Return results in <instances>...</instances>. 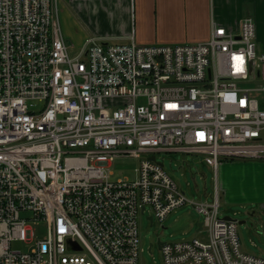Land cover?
I'll use <instances>...</instances> for the list:
<instances>
[{
  "label": "built area",
  "instance_id": "built-area-1",
  "mask_svg": "<svg viewBox=\"0 0 264 264\" xmlns=\"http://www.w3.org/2000/svg\"><path fill=\"white\" fill-rule=\"evenodd\" d=\"M59 0H0V264H139L138 218L188 202L208 240L162 243L164 264H264L220 215L226 159L264 160V52L251 17L185 45L90 38L70 55ZM195 154L211 200L194 203L157 162ZM152 156L156 161L151 160ZM138 160L116 178L117 158ZM47 236L34 242L33 226Z\"/></svg>",
  "mask_w": 264,
  "mask_h": 264
},
{
  "label": "crops",
  "instance_id": "crops-1",
  "mask_svg": "<svg viewBox=\"0 0 264 264\" xmlns=\"http://www.w3.org/2000/svg\"><path fill=\"white\" fill-rule=\"evenodd\" d=\"M70 5L89 37L83 41L69 33L65 39L81 48L90 38L109 44H129L131 37L139 45L205 42L213 22L236 32L242 20L251 17L256 25V48L264 52V0H70ZM219 183L227 208H243L251 217L264 214V160H223ZM239 214L234 211L235 216ZM247 222L237 220L240 225ZM241 248L249 254L247 246L241 243Z\"/></svg>",
  "mask_w": 264,
  "mask_h": 264
},
{
  "label": "rangeland",
  "instance_id": "rangeland-1",
  "mask_svg": "<svg viewBox=\"0 0 264 264\" xmlns=\"http://www.w3.org/2000/svg\"><path fill=\"white\" fill-rule=\"evenodd\" d=\"M58 16L65 38L73 33L75 39L85 41L88 35L82 30V25L75 16L71 8L70 0H59ZM85 31V30H84ZM72 45V44H71ZM81 47L71 46L70 55L76 56ZM258 53L260 50L257 49ZM264 139V131L262 133ZM157 161L164 164L165 172L175 181L189 201L202 203L211 200L214 193V175L211 168L203 161V158L195 154L167 153L162 152L157 155ZM138 160L133 157L117 158L112 165V171L116 178L133 176ZM239 212V216L234 215ZM238 214V213H237ZM243 214V215H242ZM247 210L238 208L231 210L224 205L221 199L220 215H228L240 221L247 219V223L238 224V235L242 247L250 249L249 254L264 257V214L258 213L251 217L246 215ZM151 209L148 208L145 214H140L138 218L140 228V258L139 264H164L163 255L159 247L161 243H174L179 241H191L193 239L208 240L206 229L199 230L200 224L204 221V216L188 202L183 207L173 211L164 222L157 219L151 224L149 217ZM244 216V217H242ZM34 242L27 244L24 242H14V250L27 251L33 244L47 236V229L43 225L33 226ZM263 232L261 235L257 232Z\"/></svg>",
  "mask_w": 264,
  "mask_h": 264
},
{
  "label": "water",
  "instance_id": "water-1",
  "mask_svg": "<svg viewBox=\"0 0 264 264\" xmlns=\"http://www.w3.org/2000/svg\"><path fill=\"white\" fill-rule=\"evenodd\" d=\"M151 160H153V161H156V157L155 156H152L151 158H150ZM158 162V161H157ZM159 163V162H158ZM160 165H162V166H164V164L163 163H159ZM224 219L225 220H228V221H234V222H237V220L236 219H234V218H232V217H224ZM202 226H203V223L202 224H200V227H199V230H201L202 229ZM161 242H159V246H161Z\"/></svg>",
  "mask_w": 264,
  "mask_h": 264
}]
</instances>
